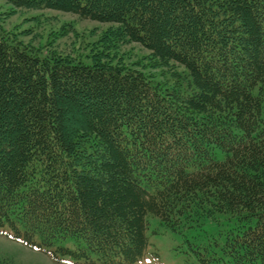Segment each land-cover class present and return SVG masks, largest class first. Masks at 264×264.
Masks as SVG:
<instances>
[{
    "label": "trees",
    "instance_id": "obj_1",
    "mask_svg": "<svg viewBox=\"0 0 264 264\" xmlns=\"http://www.w3.org/2000/svg\"><path fill=\"white\" fill-rule=\"evenodd\" d=\"M5 1L112 23L102 45L137 42L182 73L40 52L0 24V234L135 264L148 213L172 228L227 213L248 225L197 244L200 260L264 264V0Z\"/></svg>",
    "mask_w": 264,
    "mask_h": 264
},
{
    "label": "rangeland",
    "instance_id": "obj_2",
    "mask_svg": "<svg viewBox=\"0 0 264 264\" xmlns=\"http://www.w3.org/2000/svg\"><path fill=\"white\" fill-rule=\"evenodd\" d=\"M0 24L6 32L16 35L18 40L40 52H54L87 61L85 56L101 50L104 56L108 55L115 62H136L140 70L154 74L156 78L169 79L170 82L179 79L182 73L181 66H154L149 57L150 51L137 42H128L123 38L115 43L117 45L113 42V45L108 43L110 46L107 43L102 45L101 38L109 28L114 27L112 23L86 19L72 12L15 7L0 0ZM261 117L264 122V95ZM146 220L150 244L144 256L135 264H230L226 258L224 261L202 262L199 252H206L202 247L198 249L197 244L206 245L208 251L217 250L218 247H212L213 239L222 242L230 229L248 225L246 220L227 213H217L213 218L203 217L199 221H183L175 228L164 225L159 217L151 213L146 215ZM59 244L71 248L77 246L73 239H67L48 250L31 248L1 233L0 256L8 257L16 264H76L70 256L57 251Z\"/></svg>",
    "mask_w": 264,
    "mask_h": 264
}]
</instances>
